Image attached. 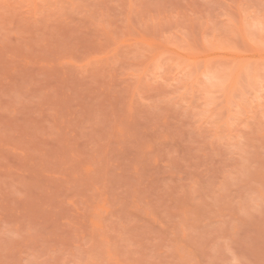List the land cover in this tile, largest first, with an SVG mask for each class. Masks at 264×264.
<instances>
[{
  "label": "rangeland",
  "instance_id": "obj_1",
  "mask_svg": "<svg viewBox=\"0 0 264 264\" xmlns=\"http://www.w3.org/2000/svg\"><path fill=\"white\" fill-rule=\"evenodd\" d=\"M0 264H264V0H0Z\"/></svg>",
  "mask_w": 264,
  "mask_h": 264
}]
</instances>
